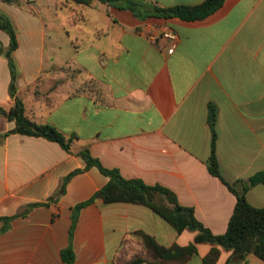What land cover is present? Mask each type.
<instances>
[{
    "label": "crops",
    "instance_id": "0c3cea01",
    "mask_svg": "<svg viewBox=\"0 0 264 264\" xmlns=\"http://www.w3.org/2000/svg\"><path fill=\"white\" fill-rule=\"evenodd\" d=\"M146 1L170 9L206 0ZM63 2L21 0L22 7L6 6L17 31L15 95L30 119L76 140L69 154L46 139L9 133L15 123L0 117V218L46 204L13 218L5 230L0 223V264H131L144 258L139 233L163 247L193 243L196 233H177L145 206L105 203L98 193L108 178L95 167L84 170L77 155L84 148L126 180L169 190L213 235L225 233L236 198L207 170L211 128L227 183L264 172V0H225L196 21L144 10L136 15L98 0L87 7ZM164 26L177 36L172 53L168 41L158 38ZM60 32L69 48L62 58ZM0 43L9 44L1 30ZM63 66L70 72L64 85L77 89L86 80L98 91L70 96L57 90L51 108L32 100L27 91ZM10 81L0 55L5 110L13 106ZM74 171L80 172L64 193L48 202ZM91 199L73 215L77 205ZM246 200L264 208V185L251 187ZM68 247L71 261L62 256ZM196 249L185 264H203L210 246L201 243ZM230 256L221 249L214 264H264L253 254L240 262H229Z\"/></svg>",
    "mask_w": 264,
    "mask_h": 264
},
{
    "label": "trees",
    "instance_id": "16d2710c",
    "mask_svg": "<svg viewBox=\"0 0 264 264\" xmlns=\"http://www.w3.org/2000/svg\"><path fill=\"white\" fill-rule=\"evenodd\" d=\"M73 2L77 5L89 6L91 0H63ZM99 2L119 6L123 9L139 15L140 10H144L146 15L160 16L163 18H178L184 21H196L206 18L217 11L225 0H206L203 4L194 7L178 6L170 9L158 8L149 4L146 0H98ZM6 4H19L18 0H0ZM0 30L9 38V47L6 52L0 50V55L7 60L11 81L9 85V95L13 99V106L5 110L0 107V117L13 121L14 129L9 133L19 134L28 137L43 138L47 141L58 144L65 152L72 153L71 144L76 140L75 136H65L53 126L48 124H37L30 119L25 112L23 102L15 95L16 65L12 58V52L17 48L16 32L9 18L0 13ZM216 135L211 128L210 155L207 160V170L209 174L218 178L228 190L235 196L236 204L229 219L225 233L213 235L194 215L192 208H185L178 204L175 195L169 190L158 185L148 186L140 180H126L117 170L105 169L101 166L98 159L91 156L87 148L82 149L77 155L84 161L85 168L95 167L99 172L108 178L107 184L99 191L100 198L105 203L124 202L145 206L165 220L174 228L177 233L184 230L196 233L193 243L187 246L173 244L170 247H163L145 234L139 233L138 236L144 249V258L133 261L131 264H138L148 261L153 264H185L191 257L197 254L196 245L205 243L210 246L209 253L203 259V264H214L219 257L220 250L231 252L230 260L244 261L247 255L253 254L264 261V208H253L246 200L247 191L256 185H264V172L257 173L245 181H236L232 184L227 183L220 174L219 165L215 155ZM80 171L69 174L61 183L59 189L48 200L55 201L56 198L64 193L68 180ZM93 199L86 203L77 205L73 215L91 203ZM46 206V204H33L25 208L20 214L13 217H1L0 223L3 230L7 224L18 216H23L34 207ZM63 258L72 259L70 247L62 252Z\"/></svg>",
    "mask_w": 264,
    "mask_h": 264
},
{
    "label": "rangeland",
    "instance_id": "374dc122",
    "mask_svg": "<svg viewBox=\"0 0 264 264\" xmlns=\"http://www.w3.org/2000/svg\"><path fill=\"white\" fill-rule=\"evenodd\" d=\"M18 1L20 3L16 4V5L6 4L3 2H0V13L6 15L9 18L10 22H11V19L6 13V11H7L6 6L7 5H14L17 7H22L21 0H18ZM61 1H63V0H61ZM64 4H66V7H67V5H71V4L74 5L75 3L64 1L62 3V5H64ZM75 5H77V4H75ZM80 6H82V5H80ZM84 7H87V6H84ZM63 13L67 14V12L65 10L63 11ZM12 26L16 32V40H17L16 28L14 27L13 24H12ZM65 29L67 31L71 30L69 25L65 26ZM60 46H61V51H60L61 58L67 56V53H69V48H68L67 43L65 41V38L62 36L61 32H60ZM8 47H9V44H8L7 48H4L1 46V43H0V50L3 53L7 51ZM17 47H18V43H17ZM16 50H17V48H16ZM15 51H13L11 54L12 58H14V52ZM14 63H16L15 60H14ZM57 70H61V73H59ZM68 70H69V68L67 66H65V67L63 66L61 68H53L51 70L52 74H51L50 80H41V81L39 80V81H37V83L35 85H33V87L30 88V90H28L27 93H29L30 95L32 93V100L40 102L46 108H51V107H53L54 104H56L58 96H55L54 93L57 92V90L59 91V90L65 89L64 91L70 92V96L76 95V94H86V93L89 95H94L95 92L98 91L97 88H95V85L91 84L90 82H88L86 80H81L80 82H78L77 89H74L73 86L71 88L68 85L67 86L64 85L65 82H68V79L70 76V72ZM45 74H47V73H45ZM76 75H77V73L72 74V77H75Z\"/></svg>",
    "mask_w": 264,
    "mask_h": 264
},
{
    "label": "built area",
    "instance_id": "2783aa9c",
    "mask_svg": "<svg viewBox=\"0 0 264 264\" xmlns=\"http://www.w3.org/2000/svg\"><path fill=\"white\" fill-rule=\"evenodd\" d=\"M158 38L168 41L169 45L167 46V51L168 53H172L177 41V36L174 34V32L170 28L164 26L160 29ZM152 39L155 41L157 37H152Z\"/></svg>",
    "mask_w": 264,
    "mask_h": 264
},
{
    "label": "water",
    "instance_id": "95a60500",
    "mask_svg": "<svg viewBox=\"0 0 264 264\" xmlns=\"http://www.w3.org/2000/svg\"><path fill=\"white\" fill-rule=\"evenodd\" d=\"M99 197V196H98Z\"/></svg>",
    "mask_w": 264,
    "mask_h": 264
}]
</instances>
